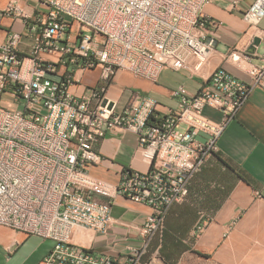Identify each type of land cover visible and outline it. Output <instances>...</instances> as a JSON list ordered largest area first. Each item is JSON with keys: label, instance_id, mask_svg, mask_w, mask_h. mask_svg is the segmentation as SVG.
Here are the masks:
<instances>
[{"label": "built area", "instance_id": "obj_1", "mask_svg": "<svg viewBox=\"0 0 264 264\" xmlns=\"http://www.w3.org/2000/svg\"><path fill=\"white\" fill-rule=\"evenodd\" d=\"M211 1L9 0L0 8V22L19 20L24 27L18 33L0 25V103L6 92L24 108L0 106V226L53 242L37 264H144L168 209L185 201L191 177L218 152V138L252 88L264 87V63L255 66L233 50L225 60L243 70L249 84L218 67L198 92L173 90L177 106L162 113L148 96L120 110L107 96L119 71L154 82L166 70L199 75L214 51L207 30L218 22L203 14ZM263 17L264 0H252L244 21L257 26ZM26 38L30 55L22 56L18 45ZM95 69L97 87L69 93ZM206 109L219 119H209ZM114 130L133 134L150 166L145 172L122 170L112 184L86 169L101 161L95 145ZM118 196L150 210L138 243L120 247L122 258L75 244L78 228L106 232ZM202 228L197 225L194 234Z\"/></svg>", "mask_w": 264, "mask_h": 264}, {"label": "crops", "instance_id": "obj_2", "mask_svg": "<svg viewBox=\"0 0 264 264\" xmlns=\"http://www.w3.org/2000/svg\"><path fill=\"white\" fill-rule=\"evenodd\" d=\"M251 2L212 0L203 8L204 16L218 25L207 30L208 37L214 40V51L199 75L166 70L154 82L119 71L107 88V96L117 102L119 110L138 96H148L157 101V112L162 113L177 106L171 96L173 90L183 86L188 92H198L218 67L249 84V76L225 58L236 50L248 56L255 66L264 63V17L257 26H250L243 19ZM0 25L7 31H24L19 20L2 18ZM256 38L260 39V45L251 52L249 48ZM30 45L29 38L21 40L18 50L22 56L30 55ZM43 58L57 60L54 56ZM127 75L129 78H125ZM76 77H79L78 72ZM98 77V69L86 72L68 88L69 93L87 94L89 89L99 85ZM204 114L214 121L220 117L211 109H206ZM217 147L218 152L208 156L191 177L185 201L174 203L168 209L161 228L150 239L142 259L144 264H264V87L257 84L252 88L218 138ZM95 149L101 161L86 170L90 176L104 182L117 183L125 169L140 172L149 169V161L142 157L133 134L114 130L101 139ZM149 212L144 204L115 197L106 232L78 228L72 241L100 254L122 258L119 248L126 243H138L140 227ZM197 225L203 228L194 234ZM13 242L0 247V254L4 250L11 252L15 248ZM45 253L40 254L34 264Z\"/></svg>", "mask_w": 264, "mask_h": 264}, {"label": "rangeland", "instance_id": "obj_3", "mask_svg": "<svg viewBox=\"0 0 264 264\" xmlns=\"http://www.w3.org/2000/svg\"><path fill=\"white\" fill-rule=\"evenodd\" d=\"M8 1L0 0V6L5 5ZM125 78H129L128 75ZM125 78L123 80H126ZM2 98L0 106L3 109L7 111L14 109L23 111V106L21 104L16 106L11 102L9 94L6 92ZM12 241L16 242L15 248L11 252H5L4 250V253L0 254V264H34V261L40 254L47 253L53 246L51 240L43 239L35 235H24L23 233L14 235L11 230L0 226V247L3 248Z\"/></svg>", "mask_w": 264, "mask_h": 264}, {"label": "water", "instance_id": "obj_4", "mask_svg": "<svg viewBox=\"0 0 264 264\" xmlns=\"http://www.w3.org/2000/svg\"><path fill=\"white\" fill-rule=\"evenodd\" d=\"M259 45H260V39L256 38V39H254L253 45L249 48V50L251 52H253L254 51V47H258Z\"/></svg>", "mask_w": 264, "mask_h": 264}, {"label": "trees", "instance_id": "obj_5", "mask_svg": "<svg viewBox=\"0 0 264 264\" xmlns=\"http://www.w3.org/2000/svg\"><path fill=\"white\" fill-rule=\"evenodd\" d=\"M199 255H201V254H199ZM204 257H206V256H204Z\"/></svg>", "mask_w": 264, "mask_h": 264}]
</instances>
